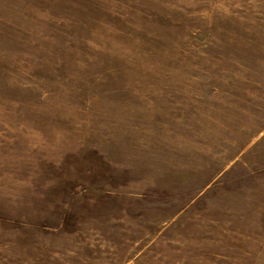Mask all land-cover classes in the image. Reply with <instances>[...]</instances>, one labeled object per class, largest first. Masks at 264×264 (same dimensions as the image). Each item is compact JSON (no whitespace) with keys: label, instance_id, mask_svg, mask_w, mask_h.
<instances>
[{"label":"rangeland","instance_id":"obj_1","mask_svg":"<svg viewBox=\"0 0 264 264\" xmlns=\"http://www.w3.org/2000/svg\"><path fill=\"white\" fill-rule=\"evenodd\" d=\"M0 264H264V0H0Z\"/></svg>","mask_w":264,"mask_h":264}]
</instances>
